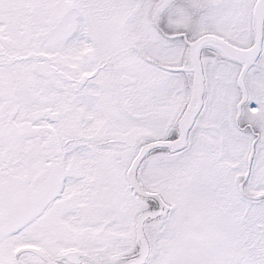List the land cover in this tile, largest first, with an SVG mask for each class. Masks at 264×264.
Masks as SVG:
<instances>
[{"label": "snow or ice", "instance_id": "1", "mask_svg": "<svg viewBox=\"0 0 264 264\" xmlns=\"http://www.w3.org/2000/svg\"><path fill=\"white\" fill-rule=\"evenodd\" d=\"M0 264H264V0H0Z\"/></svg>", "mask_w": 264, "mask_h": 264}]
</instances>
